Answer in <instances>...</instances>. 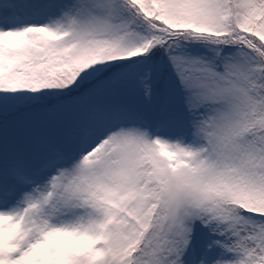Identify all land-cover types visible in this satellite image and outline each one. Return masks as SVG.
Masks as SVG:
<instances>
[{"label":"snow or ice","instance_id":"obj_1","mask_svg":"<svg viewBox=\"0 0 264 264\" xmlns=\"http://www.w3.org/2000/svg\"><path fill=\"white\" fill-rule=\"evenodd\" d=\"M0 264H264V0H0Z\"/></svg>","mask_w":264,"mask_h":264},{"label":"clouds","instance_id":"obj_2","mask_svg":"<svg viewBox=\"0 0 264 264\" xmlns=\"http://www.w3.org/2000/svg\"><path fill=\"white\" fill-rule=\"evenodd\" d=\"M51 245L60 248L65 253L84 254L89 249L87 241H68L59 237H54L51 240Z\"/></svg>","mask_w":264,"mask_h":264}]
</instances>
